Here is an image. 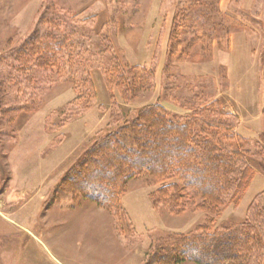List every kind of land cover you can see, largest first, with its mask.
<instances>
[{
	"label": "rangeland",
	"instance_id": "1",
	"mask_svg": "<svg viewBox=\"0 0 264 264\" xmlns=\"http://www.w3.org/2000/svg\"><path fill=\"white\" fill-rule=\"evenodd\" d=\"M211 1L218 14L206 0H0V264H146L150 246L171 233L250 225L264 197V0ZM52 8L64 22L94 18V34L125 68L151 71L152 87L125 101L107 85L104 53L93 49L92 58L84 55L92 90L78 86L83 99L62 71L38 74L28 84L13 70L12 53L46 30L39 22ZM182 11L192 23L170 57ZM212 101L221 102L222 121L233 127L231 146L250 172L245 190L217 214L200 212L187 188L184 212L153 206L149 195L157 186L146 176L127 184L115 215L60 185L68 177L74 187L71 172L94 142L142 108L161 106L170 120L184 123ZM260 254L257 264H264V249Z\"/></svg>",
	"mask_w": 264,
	"mask_h": 264
},
{
	"label": "trees",
	"instance_id": "2",
	"mask_svg": "<svg viewBox=\"0 0 264 264\" xmlns=\"http://www.w3.org/2000/svg\"><path fill=\"white\" fill-rule=\"evenodd\" d=\"M207 1L210 5L207 9L218 14L216 4ZM56 11L52 8V16L40 20L39 26L46 28L42 34L28 37L12 53V62L17 65L13 70L25 75L28 84L35 82L38 74L62 71L64 76L70 77L78 96L83 99L78 86L87 85V90H92L89 73L84 70L87 62L84 55L92 58L93 49L104 53L103 58L107 60L103 61L106 65L103 70L105 67L107 85L115 86L125 101L132 100L138 90L152 87L151 71L125 68L112 55L106 40L94 34V18L74 16L64 22V15L57 17ZM205 20L214 21L212 16H206ZM190 23L191 17L185 11L175 20L170 35V57L178 53L181 36ZM81 48L82 52H74ZM76 105L77 101L71 106ZM225 116L219 101L194 109L184 123L170 120L161 106L142 108L135 118L124 120L117 130L94 142L79 163V170L71 172L76 180L72 182L74 187L68 185V177L60 185L69 186L76 190L74 193L115 215L120 210V198L127 184L146 176L150 185L157 186L149 195L153 206H161L173 214L184 212L190 204L187 188L199 199L196 207L200 212L215 215L225 206V201H233L245 190V181L250 174L243 156L231 146L233 127L222 121ZM87 162L92 168L89 166L84 171ZM174 179L180 184L170 182ZM258 203L259 212L252 213L249 226L213 229L207 224L186 235L171 233L150 246L152 250L148 253L151 255L148 254L146 264L150 260L155 264H181L185 261L194 264H257L264 249L263 195ZM162 254L169 256L165 259Z\"/></svg>",
	"mask_w": 264,
	"mask_h": 264
}]
</instances>
